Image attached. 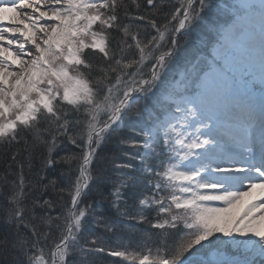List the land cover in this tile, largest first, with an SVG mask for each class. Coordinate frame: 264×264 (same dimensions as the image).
<instances>
[{"label": "snow or ice", "instance_id": "obj_1", "mask_svg": "<svg viewBox=\"0 0 264 264\" xmlns=\"http://www.w3.org/2000/svg\"><path fill=\"white\" fill-rule=\"evenodd\" d=\"M0 264H264V0H0Z\"/></svg>", "mask_w": 264, "mask_h": 264}, {"label": "trees", "instance_id": "obj_2", "mask_svg": "<svg viewBox=\"0 0 264 264\" xmlns=\"http://www.w3.org/2000/svg\"><path fill=\"white\" fill-rule=\"evenodd\" d=\"M222 2H230V0H222ZM185 38L184 37H181V40L183 41ZM195 39V37L193 36V40ZM109 261L112 260V259H118V258H107Z\"/></svg>", "mask_w": 264, "mask_h": 264}]
</instances>
